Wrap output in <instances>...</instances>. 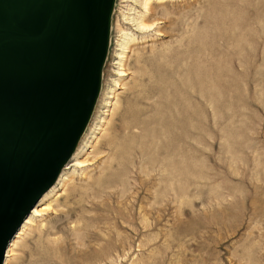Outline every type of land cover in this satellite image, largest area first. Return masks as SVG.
Instances as JSON below:
<instances>
[{"label": "rangeland", "instance_id": "obj_1", "mask_svg": "<svg viewBox=\"0 0 264 264\" xmlns=\"http://www.w3.org/2000/svg\"><path fill=\"white\" fill-rule=\"evenodd\" d=\"M76 147L7 264H264V0H115Z\"/></svg>", "mask_w": 264, "mask_h": 264}, {"label": "water", "instance_id": "obj_2", "mask_svg": "<svg viewBox=\"0 0 264 264\" xmlns=\"http://www.w3.org/2000/svg\"><path fill=\"white\" fill-rule=\"evenodd\" d=\"M115 0H0V264L100 91Z\"/></svg>", "mask_w": 264, "mask_h": 264}, {"label": "bare ground", "instance_id": "obj_3", "mask_svg": "<svg viewBox=\"0 0 264 264\" xmlns=\"http://www.w3.org/2000/svg\"><path fill=\"white\" fill-rule=\"evenodd\" d=\"M140 26H141V24H140ZM142 29V28H141ZM121 58H123V57H121ZM100 86H101V84H100ZM110 97H112L111 95L108 97V98H110ZM110 100V99H109ZM106 123V122H105ZM98 130V129H97ZM81 150V149H80ZM79 150V151H80ZM77 154H78V147H76V149H75V151L72 153V157H71V159L67 162V164H65L63 167H62V169H61V171H60V173H59V175H58V177H57V179H56V181H57V183H56V185H55V187H53L54 186V184H55V182H54V184L43 194V196L39 199V201L36 203V205H34V207L32 208V210L30 211V213L25 217V219H24V221L22 222V224L24 223V225L22 226V224L20 225V227L18 228V230L16 231V233H15V235L13 236V238L10 240V242H9V244H8V246H7V249H6V253H5V257H4V261H3V264L5 263V264H7L8 263V257H10L11 256V251H12V246L15 244V242H16V238H18L19 239V237H21V235L24 233V231L30 226V225H32L33 223H34V220H36L35 219V217H37V216H40L41 214H43V210H45V209H43V207L46 205L47 206V204H45V201L48 199V197H50V195L54 192V190H55V188H56V186L58 185V184H62L63 182H64V180L66 179V173L64 172V170H66V169H68L69 167H71V166H75V164L73 163V160H74V158H76V156H77ZM79 163V162H78ZM77 163V164H78ZM74 164V165H73ZM76 164V165H77ZM79 164H81V163H79ZM78 164V165H79ZM63 185V184H62ZM65 185V184H64ZM53 187V188H52ZM51 188H52V190H51ZM46 195V196H45ZM53 195V194H52ZM45 196V197H44ZM49 201V200H48ZM30 215V216H29ZM29 216V217H28ZM28 217V218H27ZM27 218V219H26ZM26 232V231H25ZM25 234V233H24ZM23 234V235H24ZM17 239V240H18ZM13 253V252H12ZM6 258V259H5Z\"/></svg>", "mask_w": 264, "mask_h": 264}]
</instances>
